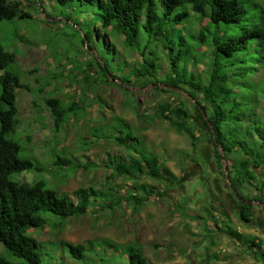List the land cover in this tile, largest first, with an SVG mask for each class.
Instances as JSON below:
<instances>
[{"label":"rangeland","instance_id":"rangeland-1","mask_svg":"<svg viewBox=\"0 0 264 264\" xmlns=\"http://www.w3.org/2000/svg\"><path fill=\"white\" fill-rule=\"evenodd\" d=\"M20 1L30 18L0 22V43L15 54L13 69L24 85L16 89L18 137L24 142L26 155L35 158L44 171L25 172L18 178L29 182L44 178L59 194H68L74 202L77 199L72 196L73 191L78 187L105 189L110 198L119 201L112 208L64 221L56 219L45 228L35 229L32 235L37 242L55 246L63 241L106 240L116 246L113 254L136 245L149 264H264L254 257V249L225 232L230 226L246 237L264 241V208L257 200L264 191V171L258 174V186L255 183L244 191L246 198L253 199L251 222H246L240 218L241 202L231 187L230 162L225 159L220 169L215 146L188 88L182 85L170 89L159 81L169 70L165 55L157 52L161 58L159 79L150 82L132 73L142 62L140 52L106 33L121 59L111 57L109 66L114 74L127 76L129 81L111 76L109 82H97L99 71L94 59L98 53L88 47L84 31L77 23L93 25L91 15H82L80 20L72 8H60L50 0ZM253 1L264 12V0ZM190 23L189 28L198 34L202 27L200 19L194 17ZM94 28L100 29V25ZM208 49L205 45L197 47L188 66L203 78L210 71V57L203 54ZM100 54L104 55L101 51ZM98 59L103 62L100 56ZM251 79L256 88H264V61L257 64ZM51 97H59L67 104L75 100L82 109L58 128L46 106ZM162 106L184 109L187 115L184 128L188 130L178 131L160 116L158 110ZM258 106L264 117L262 91ZM117 118L131 126L133 142L159 157L162 168L174 175V185L148 175L110 177L108 154L139 157L111 137H102L113 134L111 126ZM55 150L91 166H55L52 163ZM148 186H153L154 191H166L165 196L153 194L144 206L129 197L135 192L144 193ZM67 264L85 263L68 258Z\"/></svg>","mask_w":264,"mask_h":264},{"label":"trees","instance_id":"trees-1","mask_svg":"<svg viewBox=\"0 0 264 264\" xmlns=\"http://www.w3.org/2000/svg\"><path fill=\"white\" fill-rule=\"evenodd\" d=\"M50 1L60 8H72L80 20L82 15H91L93 25L77 23L84 31L88 47L103 59V62L98 56L94 59L99 71L97 82H109L112 77L129 81L127 76L114 74L109 66L111 57L121 59L115 43H109L106 33L114 40L121 39L125 47L140 52L142 62L132 73L150 82L159 79L161 58L157 52L165 55L169 70L159 81L170 89L182 85L188 88L202 125L215 146L220 169L225 159L230 162L233 171L231 187L241 202L240 218L251 222L253 199L246 198L244 191L255 183L258 186V174L264 171V117L259 114L258 106V96L260 91L264 93V88H256L251 79L257 64L264 61V12L258 3L253 0ZM22 6L20 0H0V22L30 18ZM194 17L202 22L198 34L189 28ZM97 24L100 29L94 28ZM200 45L209 48L203 53L210 57V71L206 78L188 68ZM14 61L15 54L0 43V243L4 248L0 264H67L68 258L85 264H149L136 245L121 248L113 254L112 249L116 246L106 240L63 241L47 246L33 237V230L45 228L56 219L77 218L90 211L112 208L119 201L110 198L105 189L78 187L73 191L72 196L77 199L74 202L68 194H59L44 178L34 182L18 178L25 172L39 173L44 169L35 158L26 155L24 142L17 134L16 89L24 85L13 69ZM89 67L94 66L89 64ZM46 106L58 128L82 109L77 101L67 104L59 97L48 98ZM158 114L178 131L188 130L184 128L187 117L184 109L162 106ZM111 128L113 134H103L102 137H111L139 157L108 154L107 166L112 170L110 177L148 175L167 182L169 186L175 184L174 175L162 168L159 157L133 142L135 138L127 122L117 118ZM52 163L70 168L91 166L89 162H75L56 150ZM263 192L257 200L264 208ZM153 194L165 196L166 191H154L153 186H148L144 193L135 192L129 197L144 206ZM225 232L247 248L254 249V257L264 262L263 243L259 238L246 237L230 226Z\"/></svg>","mask_w":264,"mask_h":264},{"label":"crops","instance_id":"crops-1","mask_svg":"<svg viewBox=\"0 0 264 264\" xmlns=\"http://www.w3.org/2000/svg\"><path fill=\"white\" fill-rule=\"evenodd\" d=\"M263 241V239H261ZM264 242V241H263ZM264 248V247H263Z\"/></svg>","mask_w":264,"mask_h":264}]
</instances>
